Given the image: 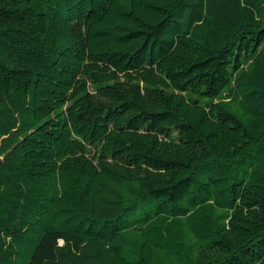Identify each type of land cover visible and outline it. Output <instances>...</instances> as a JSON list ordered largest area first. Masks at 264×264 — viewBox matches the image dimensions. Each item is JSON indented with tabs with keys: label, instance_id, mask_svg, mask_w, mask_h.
I'll list each match as a JSON object with an SVG mask.
<instances>
[{
	"label": "trees",
	"instance_id": "trees-1",
	"mask_svg": "<svg viewBox=\"0 0 264 264\" xmlns=\"http://www.w3.org/2000/svg\"><path fill=\"white\" fill-rule=\"evenodd\" d=\"M0 264H264V0H0Z\"/></svg>",
	"mask_w": 264,
	"mask_h": 264
}]
</instances>
